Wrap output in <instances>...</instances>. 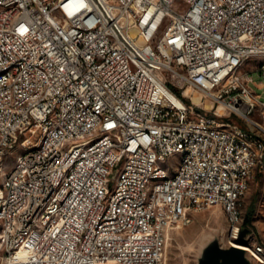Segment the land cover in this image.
Returning a JSON list of instances; mask_svg holds the SVG:
<instances>
[{
    "label": "built area",
    "instance_id": "built-area-1",
    "mask_svg": "<svg viewBox=\"0 0 264 264\" xmlns=\"http://www.w3.org/2000/svg\"><path fill=\"white\" fill-rule=\"evenodd\" d=\"M175 1L0 0V264H163L213 205L264 264V0Z\"/></svg>",
    "mask_w": 264,
    "mask_h": 264
},
{
    "label": "rangeland",
    "instance_id": "rangeland-1",
    "mask_svg": "<svg viewBox=\"0 0 264 264\" xmlns=\"http://www.w3.org/2000/svg\"><path fill=\"white\" fill-rule=\"evenodd\" d=\"M184 0H176L174 8L176 10L186 9ZM264 59H254L256 64ZM252 67L248 65L247 68ZM256 92L264 93L260 87L264 81V76L260 71L252 72ZM19 154V148L13 149L5 157L3 167L10 169ZM177 156L169 158V164L174 166ZM241 208L243 215V226L247 228V233L253 237L257 243L264 245V167H259L253 172L248 188L241 197ZM250 215V221L246 224L245 219ZM215 240L221 247H228V223L225 212L219 205H213L193 212L191 221L187 224H177L169 230L165 249L163 264H198L203 249L211 241ZM250 264H257L250 260Z\"/></svg>",
    "mask_w": 264,
    "mask_h": 264
},
{
    "label": "water",
    "instance_id": "water-1",
    "mask_svg": "<svg viewBox=\"0 0 264 264\" xmlns=\"http://www.w3.org/2000/svg\"><path fill=\"white\" fill-rule=\"evenodd\" d=\"M246 232L247 228L242 229L240 237ZM198 264H250V261L245 257L243 249L232 245L221 247L213 240L203 249Z\"/></svg>",
    "mask_w": 264,
    "mask_h": 264
},
{
    "label": "bare ground",
    "instance_id": "bare-ground-1",
    "mask_svg": "<svg viewBox=\"0 0 264 264\" xmlns=\"http://www.w3.org/2000/svg\"><path fill=\"white\" fill-rule=\"evenodd\" d=\"M195 100H196V98H195ZM2 196V190H1V188H0V197ZM231 246V245H230ZM232 246H235V247H237V248H241L242 249V247L241 246H239L238 244H233ZM244 255H245V253H244ZM246 257V256H245Z\"/></svg>",
    "mask_w": 264,
    "mask_h": 264
},
{
    "label": "trees",
    "instance_id": "trees-1",
    "mask_svg": "<svg viewBox=\"0 0 264 264\" xmlns=\"http://www.w3.org/2000/svg\"><path fill=\"white\" fill-rule=\"evenodd\" d=\"M250 221V215H248L245 219V223L247 224Z\"/></svg>",
    "mask_w": 264,
    "mask_h": 264
}]
</instances>
